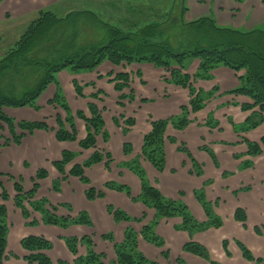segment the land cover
<instances>
[{"label": "trees", "instance_id": "16d2710c", "mask_svg": "<svg viewBox=\"0 0 264 264\" xmlns=\"http://www.w3.org/2000/svg\"><path fill=\"white\" fill-rule=\"evenodd\" d=\"M2 1V0H0ZM242 1V0H239ZM264 3V0H262ZM187 3V0H184ZM189 6L185 4L182 15L188 11ZM90 16L97 18L94 12H89ZM183 15V16H184ZM172 14L164 19L157 16H146L144 23L139 26L125 27V25H108L104 29L101 37H93L91 40L85 39L84 44L77 46L76 39H69L66 43L67 49L63 48L62 34L66 27L72 22V18L77 19L78 14L72 13L70 16L62 17L52 8L46 7L39 11L37 17L33 19L26 27L24 32L15 41L14 45L9 47L5 53L0 56V128L8 129L12 139H7V143L20 145L25 132L30 134L36 130H49L50 126L46 120L42 121H18L10 117L5 111V107H26L30 106L37 110L41 109L38 103L39 97L45 92L50 84L56 85V93L53 99L49 100L51 105L61 107L65 110L67 117L63 119L57 115L58 128L55 131L59 141H76L78 134L75 124V115L86 122L87 135L80 141L83 149L96 148L97 137L101 134L108 140V134L105 130V121L98 106L89 103L90 115L87 116L83 111H77L73 114L71 107L62 93V88L57 75L70 69L75 72H93L106 61L115 65H131L135 62H148L156 67L163 68L168 72L165 79L170 83L187 88L190 91V101L188 105L181 107V114L167 118L151 121V130L144 136L142 157L148 160L159 171H163L166 165L165 143L167 140L166 130L169 125L177 129H184L190 123V115L199 112L205 108L206 100L212 97L219 88L216 86L210 91L197 89L193 81L213 79V70L219 66H225L236 72L244 71L239 76V86L229 91L231 94L245 95L253 100V103L242 104L244 111H252L247 117L242 129L249 130L257 127L264 121V27H256L250 30H242L232 26L219 24L213 15L199 17L193 21L187 22L185 19L176 24L169 23L168 27L162 29L164 23L170 22ZM73 19V20H75ZM159 19V20H158ZM161 20V21H160ZM67 24V26H66ZM181 25L178 27V25ZM101 33V32H100ZM199 59L200 64L194 75L185 71L186 61ZM115 88L122 92L129 86L130 73L120 72L113 78ZM20 83V91L13 90ZM16 84V85H15ZM76 91L83 96V88L75 81ZM95 94L93 98L97 97ZM133 96V93L130 95ZM129 97L127 94L120 95V104ZM134 99V96L131 97ZM145 101V100H143ZM258 106V107H257ZM258 108L259 111H254ZM125 114H121L115 119L120 123V119ZM128 126L135 124L134 118L125 119ZM17 128L22 132L18 133ZM124 133L128 132L126 127ZM175 143L177 139L168 138ZM247 154L251 156L260 155L264 149V135L259 142L246 140ZM179 149L187 152L193 159L184 144H180ZM124 152L130 154L132 146L125 143ZM77 154L70 150H64L62 158L54 162V166L64 176L67 174L66 166L72 163ZM105 157L106 166L110 169L113 161L109 152L104 154L96 149L94 153L82 164H74L69 174L80 178L82 182L89 185L90 180L85 174V169L101 163ZM127 167L137 173L141 179V194L138 199L145 205L156 210L155 218L147 224H144L138 234L133 229H128L122 243H115L117 264H161L156 260L145 256L138 249L139 237L142 236L146 241L157 247H163L165 240L156 232V226L162 218H172L179 216L183 219V224L177 226L178 229L191 230L198 228L204 230L207 227H221L222 223L218 216H215L209 203L205 200L204 193H196L198 199L207 210L208 221L198 222L189 210L187 204L181 200L172 199L165 196L157 187L149 184L145 178V172L139 161L134 159L127 162ZM47 170L41 168L38 170L33 188L25 191L23 184L15 181L14 188L16 195L14 203L21 210L23 217L28 220L31 210L43 214V221L46 224L67 228L70 224H91L90 216L86 211H82L73 217L58 215V207L48 203L45 199L36 200L35 196L40 187L39 181L47 177ZM198 174H202L199 173ZM4 174L0 172L1 199L9 200V193L6 190L1 178ZM56 187V185H55ZM106 188L118 191L126 190L130 194V189L126 184L109 181L105 184ZM55 189H58L57 187ZM59 190V189H58ZM249 190V188H247ZM200 194V195H199ZM86 196L89 200L105 197L103 191H99L93 186L87 189ZM65 207L68 204H63ZM71 211V210H70ZM110 213L116 221L133 220L125 211L121 209L109 208ZM238 221L245 223L247 214L243 208H238L235 213ZM142 218H134L136 221H143ZM38 222L36 219L28 221L26 224L34 225ZM10 232L8 222V209L5 203L0 202V264L7 258L8 235ZM106 239H112L111 234L104 236ZM67 247L72 253H78L79 244L87 247V254L76 259L75 264H106L105 254L98 253L94 249V241L91 236L68 237L65 238ZM23 248L30 252L25 259L32 264H54L52 259L44 252L52 249L53 243L44 236L29 235L21 239ZM224 248L228 251V242H223ZM243 256L248 260H256L251 250L243 243L239 242ZM184 250L210 260V256L205 245L197 241H189L184 246ZM258 262L262 258L257 259ZM212 264H219L211 261ZM59 264H69L67 261L60 260ZM181 264H186L181 260Z\"/></svg>", "mask_w": 264, "mask_h": 264}, {"label": "crops", "instance_id": "0c3cea01", "mask_svg": "<svg viewBox=\"0 0 264 264\" xmlns=\"http://www.w3.org/2000/svg\"><path fill=\"white\" fill-rule=\"evenodd\" d=\"M49 1L51 0H2L0 1V18L3 14L5 16V14L7 15V13H9L11 16L13 15L19 17V19L22 18L19 22H24L28 20V17L26 16L31 15V13L33 14L36 10H38L39 12L41 9L49 7L51 4ZM188 2L190 9L189 12L192 18L213 15V17L219 24L225 26H232L242 30H250L256 27H264V3L262 0H188ZM9 14L7 16H9ZM4 16L3 20H5ZM110 64L112 65V63L106 61L95 71L88 73H79L78 76L75 74L70 75L69 73H67V83L68 85H72L74 87L75 92L73 96L79 102V105L77 107L71 106L73 114L74 112L80 110L85 112V114L89 116V103H94L98 106L105 121V130L108 134V140L106 141L104 137L100 134L97 137V149L100 150L103 154L104 151L109 152L113 159V162L111 163V170L106 169V157L101 163L94 165L93 167H91V169H86V174L89 178H91L90 171L92 169H96L95 173L100 176V185H96V187L101 186L98 189L105 191V197L101 199L97 198L96 200L90 203L93 204L94 202H97V207H100V209H103L105 213L107 212L109 215L111 213L109 212L108 206H125L128 212L131 213L134 217H139L142 214H146L147 221L153 220L156 215V211L154 208L147 207L145 204L143 205L142 203H135L137 201H134L131 197H129L125 193H122V191H117L104 187V183L108 181H119L120 183L129 185L130 183H132V178V197L139 198L142 189L140 181L135 176V174H133L132 171L127 168L126 164L130 160L139 159L143 167H145L153 186L157 187L165 196L169 198H185L189 200L188 204L190 208L194 211L195 215L201 221H205L208 220V216H206L207 213L204 212L201 206L202 202L199 201L196 196V193L194 192L195 189H192L191 187L190 189L186 190V187L184 186H172L169 188L166 186V184L172 182L175 178L180 177L181 174L179 172L181 171L185 172L187 178L193 180L194 188H199L201 187L204 180H210L209 178L216 174L218 181L223 184V188H220L217 193H207L206 197L210 202L214 203L216 209L215 211L217 212H215L216 214H214L215 216H218L220 218V221L222 223V226L219 229L224 230L230 228L231 236L234 237V239L244 236L247 240V247H249V249L253 252L256 259L253 261L248 260L244 258L243 254L241 257L240 254L236 251L235 260L237 261V264H264V227L261 226V224H263L264 226V178L262 175H257L256 171L257 166H262L260 165L261 160L259 159L260 156L256 157L246 154L247 147L243 142H238L239 136L235 134L234 128L230 122V118H233L237 124L242 123L252 113V111H244L241 107L242 104L253 103L248 96L229 93L230 90L235 89L239 85V75L244 73V71L242 70L240 72H236L228 67L219 66L213 70V79H198L193 81V85L197 89L210 91L217 86L219 90L208 101L204 109L200 110L199 112L193 113L190 116L192 121L186 128L175 129L171 125L168 126L166 133L167 140L165 143L166 165L163 171H159L148 160L141 156L144 136L145 134L150 132L152 128L151 121L149 120V118H152L153 120H159L177 116V114H179L181 111V106L189 104L190 91L187 88L180 87L167 81L165 79V76H168V72L165 71L163 68L156 67L151 63H133L131 65L121 64L119 66L124 67L125 65L126 67H129V69H124L122 71L116 69V71L118 73H132L134 77L131 81L132 89L134 90L133 96H136V98L131 100L130 102L125 101L124 108H121L122 106H118L120 94L115 91V86L113 84L114 82H110L111 78H107V76H105L103 73L104 70H102V67H106V70L112 69ZM199 64V59L188 60L186 61L185 71L191 75H194L199 67ZM145 68L148 74L146 73ZM148 75L153 76V78L149 79ZM75 81H77V83L82 86L83 96H80L77 93ZM134 81H136L139 86L142 85L144 87L147 86L151 81H156L157 84H153L154 90H151L149 94H146L145 91L136 94ZM59 83H61V81ZM55 88L57 87L55 86ZM102 91H106L108 95L101 94ZM95 94H98V96L93 98ZM51 98H49L48 101ZM143 100L145 101L143 102ZM234 101L239 103V105H234ZM111 103H113L114 105H112ZM144 106L145 108L142 109ZM41 107L43 108L42 105ZM146 107H148V109H146ZM255 110H258V108H256ZM4 111H7L6 107L4 108ZM62 113L63 112L59 111L58 114L63 119H65L67 117V114L66 112H64L63 114ZM120 114H125L126 117L135 119V125L126 134L123 131V127H120L122 123L120 122L119 124H117L115 121V119L118 118ZM211 115L221 122L220 129L213 130L209 128L206 124H204L207 117ZM120 120L123 121L122 118ZM47 122L50 126L49 130H36L41 135L49 134V139L52 142L51 151L49 152V154L47 153L48 163H45L47 161L43 160L44 165L47 167L45 168L48 171V176L39 181L40 187L36 193V198H41L43 196L49 195H52V198H57L59 194H62L63 199L58 197L57 201L51 200L52 204L58 207L57 213L59 215H76V213L85 210L84 208H88L91 211L90 205L84 208L74 207V204H76V202L72 203L71 201L66 200L67 193L68 195L74 194V196L76 197L77 190L79 189L80 192L78 194L83 197L84 190L87 189V185L83 186L79 182L81 180L78 177L69 174L71 164L68 167L70 169L68 170L67 168V174L65 175V177L63 174L56 170L53 164L54 161L60 160L62 158V153L64 150H70L77 154V157L75 158L73 164H82L94 153V148L83 149L80 146V141L84 139L87 135L86 122L75 115V124L78 134V140L76 141L57 140L55 135L57 122L53 121L50 115ZM34 134L35 132L32 134H26L20 146L23 145L25 139H29V137L33 136ZM180 134L181 136L179 137ZM220 134L224 135L220 136ZM169 137L176 138L179 143L186 144L187 150H189L191 156L195 159L196 165H199L201 163L204 164L203 169L205 172L207 167H210L209 176L198 181L202 177H197L195 175V172L193 171L194 162H192V160L190 159L191 157H189L187 153L179 150L178 143L175 144L170 142L168 140ZM8 138L9 137H7V139ZM207 142L210 143L211 149L213 146V153L211 152L210 147H208L210 151L204 148V146H209L207 145ZM124 143L131 144L133 148L131 155H125V153H123ZM236 143H243L239 147V151L245 154L243 159H235L237 148L230 145H235ZM9 145H12V143L6 144L5 142L6 147ZM43 147L45 148L46 146ZM203 149H205L206 151ZM242 160H245V166L247 167V169H245V172L242 173L244 176L240 180L243 179V181H246L247 183L237 182L234 184L233 179L235 177L230 178V175L226 176V173L229 172L228 170H234L236 168V165L239 166ZM26 161L27 160L24 159V165ZM232 164L234 165L232 166ZM227 167L228 169H225ZM97 169L99 171H97ZM196 170L197 169L195 168V171ZM247 170H250L253 173L247 175ZM0 172L9 175V179L11 176V179L13 181L15 180L22 182L23 180L21 176L19 177L13 173H7L6 171L4 172L2 170ZM254 174L256 177L254 176ZM3 177L4 175L1 178L2 182ZM35 177L36 176L34 175L31 176L32 181L29 187L23 185L25 191H29L33 188L32 185L34 184L33 181L35 180ZM64 178L67 179L64 180ZM157 179L161 180V186L156 183ZM55 180H61L62 188L60 192L54 190L53 185L49 186L51 185V182ZM134 180H136L137 183ZM247 188H249V190H247ZM43 189L46 190L47 194H43ZM255 191H258V193L260 194V200H256L255 205H249L248 203H243L241 201V199L245 197V195H250ZM12 193L14 196L16 193L15 188ZM85 195L86 194H84L83 197L84 200ZM228 201L231 202V205L227 204ZM0 202L3 201L0 200ZM59 202L63 204H68V206H72L74 208L73 212L70 213L69 210L63 208V205L60 206ZM86 202L89 203L88 201ZM239 206L246 211L247 221L245 223L238 221L235 218V211L236 208ZM195 207L197 208L199 215L196 214L194 209ZM251 215L253 217L256 216L257 218L252 220ZM177 218L178 217L164 218L162 219L163 221L161 223V226L163 228H166L170 224V222L174 220V224L171 225L176 228L182 222L180 218ZM251 220L253 222L252 224L250 222ZM121 224L122 232L121 236H117L118 241H123L125 230L127 228H134L138 231L139 227L142 226L139 223L130 221H124ZM52 226L56 228V230L60 229L57 228V226L55 227V225ZM252 226L253 230L251 229ZM161 231L162 232L158 231V233L162 236L163 230ZM252 231H254V234H252ZM68 234L70 235L71 233H67V235ZM100 235L98 236L99 238ZM59 238L61 239L62 235H60ZM60 239L59 241L63 242ZM94 241L98 246L99 239L95 237ZM197 241L207 246L203 239H198ZM227 242L229 244L228 240ZM143 243L146 245L149 244L144 239L139 238V245ZM182 243L183 241L180 243V245ZM99 244H101L100 241ZM98 252H103L107 254V251L105 249H98ZM228 253L229 254L227 255H230V251ZM185 256L191 257L187 254ZM232 256L233 254L231 253V257H229L230 263L228 264H235L232 260ZM259 258H262L261 262L257 261V259ZM111 260H116L115 251L113 252Z\"/></svg>", "mask_w": 264, "mask_h": 264}, {"label": "rangeland", "instance_id": "374dc122", "mask_svg": "<svg viewBox=\"0 0 264 264\" xmlns=\"http://www.w3.org/2000/svg\"><path fill=\"white\" fill-rule=\"evenodd\" d=\"M49 2L51 3L50 8L55 10L59 16L66 17V16L72 15V13L78 14L77 19H75V18L70 19V20H72V22L70 21V25L68 27H66L65 32H63V34H62L63 48H65V49H67L66 43L68 42L69 39L70 40L76 39L77 46H79L81 44H84L85 39L91 40L93 37H95V38L101 37V35L104 33V29H107L106 24H108V25H119V24L125 25L124 29H126L125 27L135 28L136 26H139L145 22L143 20H145L146 16H152V17L157 16L159 19H164V18L168 17L169 14L170 15L172 14L170 22L164 23L163 26L161 27L162 29H164L165 27L169 26V23H172L174 25V24H176V21L180 22L181 19L182 20L185 19L187 22H190V21L197 19V18H192L191 14L189 12L190 9H188V11L185 13V15L183 14L184 16L182 15V13L184 11L183 7H185V4H186V6L187 5L189 6L188 0H187V3H185L184 0H60V1L51 0ZM89 12H94L97 15V18L96 17L93 18L92 16H90ZM38 13H39L38 10H36L33 14L31 13V15L26 16V17H28L27 18L28 20H26L24 22H19V21H21L20 19H22V18L19 19V17L13 16V15H12L13 16L12 17L9 13H7V15L9 14V16H7L6 14H5V16H4V14L1 16V18H0V56H2L9 47L14 45L15 41L24 32L27 25L33 19H35L37 17ZM3 16H4L5 20H3ZM10 17H12V18H10ZM73 19H75V20H73ZM66 26H67V24H66ZM180 26L181 25H178V27H180ZM107 62H109V61H107ZM109 63H111V62H109ZM141 63H147V62H135V64H141ZM112 65L115 67H113ZM112 65H111L112 69L106 70V67H102V70H104L103 73L105 76H107V78H111L110 82H114L113 84L115 86V81L113 80V78L115 77L116 74H118L116 69H119L120 71H122L124 69H129V67H126L125 65H124V67H122L119 65H115L113 63H112ZM145 71H146V68H145ZM67 73H69L70 75L75 74L78 76L79 73H88V72L83 71V72L73 73L70 69H65L57 75L58 80L61 81V83H60L61 88H62L61 91H62L63 95L65 96L66 101L68 102L69 106L70 107L71 106L77 107L79 105V102L73 96V94L75 92L74 87L72 85H68V83H67V79H68ZM146 73H147V71H146ZM241 75H239V76H241ZM133 78L134 77H133L132 73H130L129 86L126 87L122 92H119L115 88V91H117L120 95L124 94V93L129 95V97L125 98L122 101V103L124 104L123 106L120 104L121 99L119 97L118 106H120V107L122 106L121 108H124L125 101L130 102L131 100H133V99H131V97H133V96H130L132 93L134 94V90L132 89V84H131V81ZM148 78L151 79V78H153V76L148 75ZM134 83H135V88H136V94L142 93V91L143 92L145 91L146 94L147 93L149 94V92L151 90H154L153 84L154 85L157 84L156 81H151L147 86L144 87L142 85L139 86L136 81H134ZM16 84H18V85H17V87H14L13 90L20 91L22 86L20 85L19 82H17ZM55 86L56 85L54 83L50 84L49 87L45 90V92L39 97L38 103L40 106L42 105L43 108L41 107V109L37 110V109L30 107V106L20 107V108L6 107L7 114L10 117H12L13 119H15L16 122L22 121V120H25V121L46 120V121H48L49 115H50V117H52L53 121L57 122L55 117H57L59 111L64 113L65 110H63L61 107L51 105L48 101L49 98L55 96L54 95L56 93L55 90H57L55 88ZM105 92L102 91L101 94L108 95V93L106 92L107 93L106 94ZM212 97H210L209 99L206 100V105ZM135 98H136V96H134V99ZM51 99H53V98H51ZM252 102H253V100H252ZM111 104L114 105L113 103H111ZM233 104L239 105V103H237L236 101H234ZM206 105H205V107H206ZM144 108H145V106L142 109H144ZM146 109H148V107H146ZM255 109H254V111H259V110H255ZM180 110H181V108H180ZM140 112H141V110H140ZM74 114H76V112H74ZM180 114H181V111L177 115H180ZM127 118L128 117L124 116L122 118L123 121L120 120V122L122 123V125L120 127H123V128L126 127L128 129V131H130L131 128L135 124L133 126H128L125 123V119H127ZM150 119L151 118H149V120ZM190 119H191V117H190ZM230 122L234 128L235 134L237 136H239L238 142H240V141L243 142L246 145V147H247L246 140H250L252 142H259L262 135H264V121L261 122L257 127L251 128L249 130L242 129L246 120L242 123L237 124L233 118H230ZM204 124H206L209 128H211L213 130L221 128V122L212 115L207 117ZM56 125H57L56 129H57L58 124L56 123ZM172 127L175 128L174 126H172ZM175 129H177V128H175ZM181 131H183V130H181ZM17 132L21 133L22 131L19 128H17ZM36 132L37 131H35V134L33 136H30L29 139H25L22 146L11 142L12 145H9L6 147L5 142L7 143V137H9L8 139H12V136H11L10 131L7 128L6 129L0 128V160H1L0 169L4 172L6 171L7 173L10 172V173H13L19 177L21 176L23 178L21 183H23V185L28 186V187L32 181L31 176L32 175L36 176L38 170H40L41 168H44V169L47 168L44 165L43 160L47 161L45 163H48L47 153L49 154V152L51 151L52 142L49 139L50 135L49 134L48 135H41L39 132H37V133ZM166 133H167V130H166ZM26 134H28V132H25V135ZM223 135L224 134H220V136H223ZM180 136H181V134L179 135V137ZM176 143L179 144L178 148L180 147V144H184V143H179L178 140H177V142H175V144ZM207 143H208L207 145H209V146H206V147L204 146V148L208 149V147H210V149H211L210 143L209 142H207ZM243 143H236L235 145H233V144L230 145V146L237 148L235 159H243V157L245 156V154H243L241 151H239V147ZM124 145H125V143L123 144V153H125L124 152ZM184 145L186 146V144H184ZM43 146H46L47 148L46 147L44 148ZM186 148H187V146H186ZM94 149L96 150L97 147ZM205 149H203V150H205ZM247 150H248V148H247ZM211 152L212 153L214 152L213 146H212ZM185 153H187V152H185ZM165 154H166V151H165ZM246 154H247V152H246ZM125 155H131V153L130 154L125 153ZM141 156H142V152H141ZM256 157H259V159L261 160L260 165H262V166H257V168H256L257 175H262L264 178V171H263L264 170V153H262L260 155H256ZM24 159L27 160L25 165H24ZM190 159L193 162V159L192 158H190ZM137 160L139 161V159H137ZM130 161H132V160H130ZM130 161H128V162H130ZM54 162H53V164H54ZM73 162L70 163L71 164L70 168H72L74 166ZM139 163L145 172V178H146L147 182L152 185L145 167H143V165L141 164L140 161H139ZM70 164H68L66 166V169L69 167ZM199 165H201L200 168L195 167V165L193 163V171L195 172V175L197 177H202L198 181L202 180L205 177H208L210 174V170H209L210 167H207L206 172H205L203 169L204 164L201 163ZM233 165L234 164H232V166ZM235 167H236L235 168L236 170L235 169L234 170H228L229 172L226 173V176L230 175V178L235 177L233 179L234 184L237 182L247 183L246 181H243V179L240 180L244 176L242 173L245 172L244 171L245 169H247V167L245 166V160H242V162H240V165L239 166L236 165ZM70 168H68V170ZM89 168L91 169V167H89ZM118 168H120V167H118ZM195 168L197 169L196 171H195ZM86 169H85V174H86ZM106 169H109V168L106 167ZM128 169L130 171H132L130 168H128ZM225 169H228V167ZM56 170L59 171L57 168H56ZM95 170L96 169H94V170L92 169L90 171V177L91 178H89L86 174V176L90 180L89 185L85 184L82 181H79V182L83 186L87 185L86 186L87 189L90 188L91 186H93L97 190L103 191L105 193L104 190L98 189L101 186L96 187V185H100V178H99L100 176L97 173H95ZM109 170H111V167ZM252 170H254V169H252ZM97 171H99V170L97 169ZM247 171H248L246 173L247 175H250V173H253L250 170H247ZM198 172L202 173V174H198ZM47 173H48V171H47ZM132 173L135 174V176L139 179L140 184H141V179L137 175V173H135L134 171H132ZM179 173L181 174V176L175 178L172 182L167 183L166 186L169 188L172 186H184V187H186V190H188L192 187V189H195L194 190L195 193H199V192L204 193L205 200L209 203L213 212L215 213L216 209H215L214 203L210 202L207 199L206 195L209 192L217 193L220 188H223V184L220 181H218L216 174L211 176L209 178L210 180H207V181L204 180L201 187L194 188L193 187V180L187 178L185 175V172L180 171ZM233 173H235V174H233ZM47 176H48V174H47ZM254 176H255V174H254ZM34 179H36V177ZM66 179L67 178H64V180H66ZM134 181L137 183L136 180H134ZM14 182H15V180L13 181L11 179V176L9 179V175L4 174L3 184L6 188V190L8 191L9 197H10L9 200H7V201H4L1 199V188H0V200L3 201L2 203H5L7 205L8 222H9V227H10V232L8 235V247H7V252H6L7 258L3 261V264H32L28 260L25 259V256L29 255L30 252L25 250L23 248V246L21 245V239L23 237L29 236V235L44 236L46 238L48 237L51 239V240L50 239L49 240L53 243L52 249L46 250L44 252L52 259L54 264H59L60 260L67 261L69 264H75L76 259H78L80 256L81 257L85 256L87 254V247L85 245L79 244L78 253L74 254L67 247L66 242H65V238H68L71 236L80 238V237L86 236V235L91 236L92 238L96 237L97 239H99L101 244H99V241H98V246H97V244L93 238L94 249L96 250V252H98V249H101V250L105 249L107 251L108 256H107V254L104 253L105 254L104 260H105L106 264H117V259L115 261L114 260L112 261L111 259L113 256V252L115 251V243H122L124 241V239H123V241L117 240V236H121V232H122L121 231V229H122L121 223L124 221H120V222L116 221L114 219V217H112L113 215H111V214L109 215L107 212L105 213V211L103 209H100V207H97V204H98L97 202H94L93 204L90 203V202H93L94 200H89L85 195V200L89 202V203H87L83 199L84 194H86L87 189L84 190L83 197H81L78 194L80 192L79 189L77 190L76 197L74 196V194L68 195V193H67L66 194V200L71 201L72 203L76 202V204H74V207L84 208V207H87L90 205L91 211L88 208H84L85 210H82V211H86V213L90 216L91 224H76L75 223V224H70L67 228L57 226V228H60V229L56 230V228H54L52 225L46 224L43 221L44 216L41 212L33 211L32 208L30 207V205H28V204H27V207H29V209L31 210L32 213L30 215V218H28V220H26L23 217L21 210L19 208H17V206L14 203V197L16 195V193H15V195L13 196V193H12V191L14 190ZM33 182H35V180ZM33 182H32V184H33ZM114 182L120 183L119 181H114ZM131 182L132 183H130L129 185L127 184V186L130 189V194L127 193L126 190H123L122 193H125L126 195L131 197L134 201H137L135 203H142L144 205V203L142 201H140V199L132 197V189H131L133 187L132 178H131ZM106 183L107 182L104 183V187H105ZM156 183L160 186L162 185L161 180L157 179ZM120 184H123V183H120ZM52 185H53L54 190L59 191V192L61 191V188H62L61 180H55V181L51 182V185H49V186H52ZM55 185L59 190L55 189L56 188ZM253 186H254V184H253ZM225 189H226V187H225ZM255 190H258V189H255ZM42 192H43V194H47L45 189H43ZM61 195L62 194H59L57 196V198H52V195L43 196L41 198H36V196H35V199L36 200L45 199L48 201V203L52 204L51 200L57 201L58 197L63 199L62 198L63 195L62 196ZM259 195L260 194L258 193V191H255L254 193H252L250 195L249 194L245 195V197H243L241 199V201L243 203H248L249 205H255V201L260 200ZM196 196H197V194H196ZM197 198H198V196H197ZM98 199H101V198H98ZM177 200H181L183 203L188 205L190 212L192 213V215L195 217V219L198 222L208 221V220L201 221L195 215L194 211L190 208V206L188 204L189 200H187L185 198H182V199L179 198ZM59 203H60V206L63 205V203H61V202H59ZM95 204H96V206H95ZM227 204L231 205V202L228 201ZM201 206H202L204 212L207 213V210L205 209L203 204ZM110 207H112V206H108V208H110ZM147 207H149V206H147ZM63 208H65L66 210H69L70 213H72L74 210V208L72 206L71 207L63 206ZM112 208L121 209V210L125 211L133 219V220H130V222H135V223H139L142 225L139 227L138 231L135 230L134 228H127L125 230V235H126V232L128 229H133L134 231H136L139 234L140 231L142 230L144 224L150 223L152 221V220L147 221V215L146 214H145V219L143 221L134 220V218H142V216L144 214H142L139 217H134L131 213L128 212V210L125 208V206L117 207L116 205H113ZM150 208H152V207H150ZM238 208H240V206L237 207L236 210ZM194 209H195L196 214L199 215L197 208L195 207ZM82 211H80L79 213H81ZM79 213H76V215H71V216L75 217ZM235 213H236V211H235ZM62 216H64V215H62ZM206 216H207V214H206ZM176 217H178L177 219H179V218L181 219L182 222H181V224L178 225V226H181L183 224V219L179 216H176ZM172 218H175V217H172ZM256 218H257L256 216L253 217L251 215L252 220L256 219ZM32 219H36V220H38V222L34 225L26 224L28 221H31ZM162 219H164V218H162ZM162 219L159 221V224L156 226V232H158V231L162 232L161 230H163L162 237L165 240V245L163 247L160 248V247L153 245L152 243L146 241L142 236H140L139 238L144 239L151 246L149 244H148L149 245L148 246L144 243L139 245V241H138L139 251L142 252L148 258L151 257L150 259L156 260L161 264H181V260H183L186 264H212L211 261H215L219 264H228V263H230L229 257H231V253L233 254L232 260L234 261L235 264H237V261L235 260L236 259V256H235L236 251L240 254L241 257L243 254L242 250L239 246V241L242 242L246 247L248 246L247 240L245 239L244 236L234 239V237L231 236V229L230 228L221 230V229H219L220 227L218 228V227L213 226V227H207L204 230H200L198 228H196V229L193 228L191 230H185V229H178L177 227L175 228L173 225H171V224H174V220L171 221L169 225L167 224L168 226L166 228H163L161 226V223L163 221ZM252 220L250 221L251 224L253 223ZM261 226L264 227L263 224H261ZM214 229H218V230H214ZM251 229L253 230V226L251 227ZM67 233H71V234L67 235ZM107 234H111L112 239L111 238L110 239L104 238V236ZM252 234H254V231H252ZM60 235H62L61 239L59 238ZM99 235H100V238L98 237ZM125 235H124V238H125ZM59 239L62 240L63 242H60ZM198 239H203L205 241V243L207 244V246H205V247L208 250L210 260L205 259L201 256H198L197 254L187 252L184 250L185 244H187L191 240L197 241ZM225 240L229 241L228 250L230 251V255H227L229 253H227V251L224 248L223 242ZM182 241H183V243L180 245V243ZM197 242H199V241H197ZM62 243L63 244L65 243V244L63 245ZM112 250H113V252H112ZM98 253H103V252H98ZM115 254H116V251H115ZM186 254L190 255L191 257L185 256ZM116 258H117V256H116Z\"/></svg>", "mask_w": 264, "mask_h": 264}]
</instances>
